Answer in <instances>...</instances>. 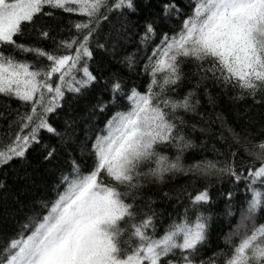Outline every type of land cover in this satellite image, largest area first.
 <instances>
[{"label": "snow or ice", "instance_id": "6c2138e0", "mask_svg": "<svg viewBox=\"0 0 264 264\" xmlns=\"http://www.w3.org/2000/svg\"><path fill=\"white\" fill-rule=\"evenodd\" d=\"M138 11L139 0H0V167L26 162L35 145L42 161L66 165L49 199L0 230V264H264V0H157L135 24ZM137 67L143 90L130 80ZM79 99L93 102L75 113ZM197 132L218 159L185 163ZM204 181L227 182L229 200L241 182L250 194L225 248L207 255ZM151 186L187 194L162 231Z\"/></svg>", "mask_w": 264, "mask_h": 264}, {"label": "trees", "instance_id": "16d2710c", "mask_svg": "<svg viewBox=\"0 0 264 264\" xmlns=\"http://www.w3.org/2000/svg\"><path fill=\"white\" fill-rule=\"evenodd\" d=\"M181 6L183 7L188 3V0H180ZM157 7V0H139V11L137 15L130 17L135 24H139L145 16L152 13L153 9ZM48 11V9H45ZM63 12H57V17L65 16ZM41 22L45 20L48 23H54L53 20L40 17ZM113 17V22L115 21ZM178 23V21H171V25ZM134 26L130 29L129 38L126 41V47L128 51H133L137 49L139 43V36L136 34L137 29ZM168 30V29H165ZM161 27L157 26V36L155 39L147 45V47L141 46L139 48V53L137 59L140 63H143V58L146 52H150L151 48L155 43L159 42V33ZM99 55V54H98ZM114 68H118L119 65H113ZM125 74L126 69H121ZM130 80H135L139 85H141V90H143L142 85L146 82L147 77L142 76L139 73V67L130 76ZM72 100V97H69ZM93 102L91 99L88 100H73L72 107L75 113H82L85 110V104ZM9 101L0 96V107ZM13 108L16 107L15 101H10ZM68 104L65 102V107L63 111H67ZM63 114V113H61ZM75 118V117H74ZM105 117L101 116V120ZM192 120V118H189ZM87 123V120L83 121L79 127L81 129L79 135L83 134V126ZM7 124L6 119H0V133L4 131V126ZM193 137L197 139V148L189 150L185 154V163H189L193 160H200L201 158L208 159H218L211 150L210 145L213 141L210 139L206 147L199 146V133H194ZM41 142H55V138L51 137L50 134L46 132H41ZM39 145H35L30 148L27 152L26 162H21L15 160L7 168L0 167V211H3L5 207L9 209H15V217L4 220L0 217V230L10 231L16 228V221L23 219L24 216L30 214V209L38 207V202L42 200H47L51 197L52 192L55 190L56 185L59 181L60 169H66V165L63 161L62 156L54 158L48 162H44L40 159V154L38 152ZM239 163V161H237ZM202 183L210 184L211 201L206 206V211L210 213V218L208 220V239L206 241V246L203 249L205 255L216 251L218 248H225L224 236L229 233L233 226L237 224L242 207L245 206L246 199H250V194L245 190V184L243 182L239 183L237 187L232 188L233 196L229 200L222 192L229 188V184L224 181H204ZM184 184V179H178L174 183H170L164 186L168 189H176L178 185ZM198 187L196 184H189L188 191L194 192ZM257 187L259 183L257 182ZM163 188H157L156 186H151L145 189V195L153 197V203L149 206L154 209L157 213L156 222L162 231L163 226L169 223V216L176 218L177 214L182 211L184 204L181 201L187 200V194H182L179 198L176 197V192L173 191L170 197H162L160 193ZM6 197V198H5ZM18 200L19 203L15 201ZM146 201L138 200L137 204H145ZM260 217H264V213H260ZM264 222V219L258 217L257 224Z\"/></svg>", "mask_w": 264, "mask_h": 264}]
</instances>
